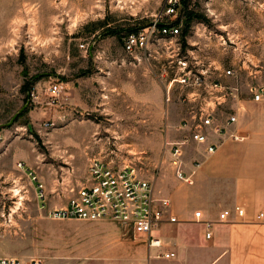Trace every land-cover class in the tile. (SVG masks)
Segmentation results:
<instances>
[{
	"label": "rangeland",
	"instance_id": "obj_1",
	"mask_svg": "<svg viewBox=\"0 0 264 264\" xmlns=\"http://www.w3.org/2000/svg\"><path fill=\"white\" fill-rule=\"evenodd\" d=\"M167 6L0 0V253L43 264H145L146 239L128 226L52 218L48 210L86 182L92 157L124 161L155 180L176 110L158 95L151 67L125 53L122 38ZM173 18L182 23L183 52L226 68L240 44L251 45L250 22L264 24V0H178ZM169 104L184 108L177 99Z\"/></svg>",
	"mask_w": 264,
	"mask_h": 264
},
{
	"label": "built area",
	"instance_id": "obj_2",
	"mask_svg": "<svg viewBox=\"0 0 264 264\" xmlns=\"http://www.w3.org/2000/svg\"><path fill=\"white\" fill-rule=\"evenodd\" d=\"M178 0H168V6L159 12L146 26L125 34L122 46L125 53L134 59L162 61L159 77L164 81V100L166 104L177 99L184 105L179 112L176 131L179 136L165 139L163 152L174 167L175 176L184 184H193V170L186 172L182 168V156L185 147L191 144L204 145L207 153L215 151L216 146L208 142V130L212 127L219 133L236 121L231 104L239 93L238 82L244 78L247 92L252 100L264 98V82L259 80L262 73L261 60L256 61L251 53L249 43L240 44L237 48L238 58L226 68H219L213 63H202L192 52H183L180 40L182 23L173 18ZM182 32V31H181ZM181 35V33H180ZM159 48L162 51H159ZM167 53V54H166ZM227 76L229 81H224ZM52 96H56L60 88L57 84L49 87ZM225 115V118L223 117ZM223 118V119H222ZM233 139L239 136L232 135ZM194 167L199 166L195 161ZM17 167L24 169L19 162ZM36 184L37 197L44 200V186L36 182L37 178L30 174ZM41 207L47 209L45 203ZM242 219L245 211L240 205L232 210L223 209L218 214L220 221H226L231 215ZM48 216L58 219H75L83 221H112L128 226L133 233L145 235L149 246L160 245L153 238L152 232L161 222H176L177 217L171 212L169 198L159 196L154 188V178L144 176L134 165L124 161L115 162L112 157H92L87 166L85 183L72 189L67 200L48 210ZM196 222H202L201 210L193 213ZM260 211L257 219H262ZM205 237L210 238L211 221H204ZM174 256L173 252L164 254ZM0 264H43L37 258L19 260L15 256H0Z\"/></svg>",
	"mask_w": 264,
	"mask_h": 264
},
{
	"label": "crops",
	"instance_id": "obj_3",
	"mask_svg": "<svg viewBox=\"0 0 264 264\" xmlns=\"http://www.w3.org/2000/svg\"><path fill=\"white\" fill-rule=\"evenodd\" d=\"M249 33L251 53L263 67L257 76L264 82V24L259 27L253 20ZM144 61L160 86L161 90L156 86L158 95L161 97L162 91L164 96V81L157 74L159 59ZM215 65L223 69L224 64ZM222 78L229 81L227 76ZM238 85L239 93L231 104L236 121L227 125L224 133L213 127L208 130V142L215 144V151L207 153L199 144L184 148L182 168L193 170V184L177 179L168 158L161 162L154 188L157 182L156 193L169 198L177 221L164 220L153 230V238L160 241L158 247L149 246L142 235L149 249L145 264H264V217L257 219L260 211L264 213V98L252 100L244 78ZM168 105L176 110L175 119L166 129V138L173 139L179 136L176 125L180 108ZM232 135L239 138L233 139ZM195 161L198 167H194ZM235 205L244 209L242 219L236 218L233 211L228 220L218 219L220 211L232 210ZM196 210H201L202 222L195 221ZM204 221H211L209 239L205 237ZM169 252L174 256L164 255Z\"/></svg>",
	"mask_w": 264,
	"mask_h": 264
},
{
	"label": "water",
	"instance_id": "obj_4",
	"mask_svg": "<svg viewBox=\"0 0 264 264\" xmlns=\"http://www.w3.org/2000/svg\"><path fill=\"white\" fill-rule=\"evenodd\" d=\"M25 106H23L22 108H20L13 116L12 118L10 119V121L7 123V124H11L15 118L17 117L18 113L21 112L23 109H24Z\"/></svg>",
	"mask_w": 264,
	"mask_h": 264
},
{
	"label": "trees",
	"instance_id": "obj_5",
	"mask_svg": "<svg viewBox=\"0 0 264 264\" xmlns=\"http://www.w3.org/2000/svg\"><path fill=\"white\" fill-rule=\"evenodd\" d=\"M177 21H179V19H177ZM185 23H186V25H188V24H187V23H188L187 21H186ZM186 25H185V30H184V32H186V29H187V28H186ZM137 30H138V29H137ZM137 30H135V31H137ZM131 32H134V31H131Z\"/></svg>",
	"mask_w": 264,
	"mask_h": 264
}]
</instances>
